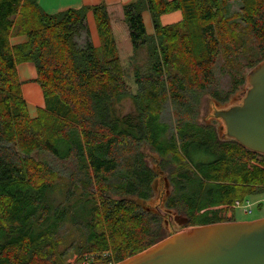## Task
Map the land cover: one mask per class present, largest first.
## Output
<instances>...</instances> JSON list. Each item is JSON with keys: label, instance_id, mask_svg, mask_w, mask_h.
Listing matches in <instances>:
<instances>
[{"label": "trees", "instance_id": "16d2710c", "mask_svg": "<svg viewBox=\"0 0 264 264\" xmlns=\"http://www.w3.org/2000/svg\"><path fill=\"white\" fill-rule=\"evenodd\" d=\"M229 1L134 0L119 14L104 4L48 14L37 0H0V264H65L71 254L78 264H117L167 238L155 230L160 216L141 206L156 178L142 145L167 173L165 208L186 218L183 227L234 222L235 201L264 191V156L197 123L201 98L217 96L212 68L228 33L217 12ZM240 1L264 59V0ZM173 12L181 20L162 26ZM12 35L27 41L11 46ZM142 46L146 72L135 66ZM24 63L43 96L35 118L16 71ZM123 100L135 116L117 114ZM194 151L211 161L193 168Z\"/></svg>", "mask_w": 264, "mask_h": 264}, {"label": "water", "instance_id": "95a60500", "mask_svg": "<svg viewBox=\"0 0 264 264\" xmlns=\"http://www.w3.org/2000/svg\"><path fill=\"white\" fill-rule=\"evenodd\" d=\"M246 81L249 89L242 103L214 111V117L223 121L227 138L264 156V60L248 73ZM154 209L161 215L168 213V223H187L170 211L161 212L158 205ZM180 230L117 264H264V218Z\"/></svg>", "mask_w": 264, "mask_h": 264}, {"label": "rangeland", "instance_id": "374dc122", "mask_svg": "<svg viewBox=\"0 0 264 264\" xmlns=\"http://www.w3.org/2000/svg\"><path fill=\"white\" fill-rule=\"evenodd\" d=\"M217 20L220 23L222 22L228 32L226 38H222L221 40L224 41L225 44L223 47H226V50L222 49L224 51H220L221 53L212 68L214 78V87L212 91L217 92V96H213L211 93L204 95L201 98L198 108L197 123L202 127L213 128L219 139L230 141L231 139L226 137L223 121L214 117V111L226 110L232 106L240 105L242 103L245 93L249 89L246 77L248 73L264 59H260L258 55L259 49L245 23L242 12V3L240 0H231L224 4L221 13L217 12ZM181 33H183V31H181ZM85 36L86 33H82V37L78 40V44H83ZM11 37L19 36L12 35ZM157 43L158 42H156V44ZM157 46L158 44L156 45V48ZM122 48L128 50V45L124 44ZM148 53L149 48L146 46H142L136 51L135 66L141 72H146L150 65ZM116 109L117 114L120 116L136 115L135 108L130 100H123L116 106ZM167 110L169 114L168 118H170V122L174 129L175 125L174 120L172 119L173 115L170 107H168ZM141 152L144 154L149 167L153 169L156 174L153 184L154 182L156 183L155 185L152 184L153 197L149 201L141 204V206L145 210H149L160 216V222L155 225L157 234L163 237H170L171 235L180 232V229L183 227L175 224L174 222L172 224V221L168 223V216L159 214L154 208L158 205V209L166 214V211L168 210H166L164 203L171 188L166 189L164 187L162 177L159 173L164 169L161 167V163H159L158 156L150 152L146 145L141 146ZM191 155L192 156L187 159L193 168H196L198 164L211 161V157L207 156L202 151H194ZM164 174L167 173L164 171ZM246 204L251 206L250 214L247 209H232L231 207L229 219L235 222H243L255 221L264 218V191L260 194L247 196L242 201L243 206ZM170 213L172 215H178V213L174 211H170ZM195 219V222L197 223H203V220H209L201 219L199 217H196ZM212 220L213 219H211V221ZM170 227L173 230L179 231H173ZM77 260L78 259L71 254L67 258L65 264H78ZM109 264L114 263L110 260Z\"/></svg>", "mask_w": 264, "mask_h": 264}, {"label": "crops", "instance_id": "0c3cea01", "mask_svg": "<svg viewBox=\"0 0 264 264\" xmlns=\"http://www.w3.org/2000/svg\"><path fill=\"white\" fill-rule=\"evenodd\" d=\"M132 2H134V0H37L41 10L48 14H56L69 9L93 7L100 4L106 5L110 14H119L122 6L128 5ZM142 20L146 34L148 36H152L154 34V29L148 11H144L142 13ZM180 20V12H173L160 17V23L162 26L173 25L178 23ZM86 22L91 42L94 47H97L99 45V39L91 12L87 13ZM26 41L27 39L25 36L10 37L9 39L11 46H17L25 43ZM16 71L21 83V92L26 102L29 116L30 118H35L37 109L44 107L42 92L39 86L33 82L36 78L35 67L30 63L19 64L16 66Z\"/></svg>", "mask_w": 264, "mask_h": 264}, {"label": "built area", "instance_id": "2783aa9c", "mask_svg": "<svg viewBox=\"0 0 264 264\" xmlns=\"http://www.w3.org/2000/svg\"><path fill=\"white\" fill-rule=\"evenodd\" d=\"M236 208H244V209H247L248 213L250 214L251 213V206L249 204H246V205H242V202H239V201H235V203L232 205V209H236Z\"/></svg>", "mask_w": 264, "mask_h": 264}, {"label": "flooded vegetation", "instance_id": "af4514ba", "mask_svg": "<svg viewBox=\"0 0 264 264\" xmlns=\"http://www.w3.org/2000/svg\"><path fill=\"white\" fill-rule=\"evenodd\" d=\"M221 141H224V140H221ZM224 142H229V140L228 141H224ZM159 173H160V176L162 177V181H163L164 187L166 188V184H167L168 187L166 189L170 188L168 176L166 174H164V172H162V171H160ZM167 215H168V213H167ZM183 228H185V227H183Z\"/></svg>", "mask_w": 264, "mask_h": 264}]
</instances>
